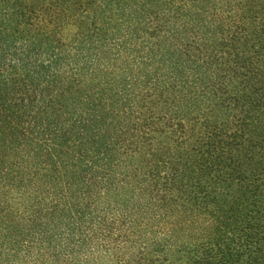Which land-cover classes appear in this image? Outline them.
<instances>
[{"label":"trees","instance_id":"16d2710c","mask_svg":"<svg viewBox=\"0 0 264 264\" xmlns=\"http://www.w3.org/2000/svg\"><path fill=\"white\" fill-rule=\"evenodd\" d=\"M0 264H264V0H0Z\"/></svg>","mask_w":264,"mask_h":264}]
</instances>
